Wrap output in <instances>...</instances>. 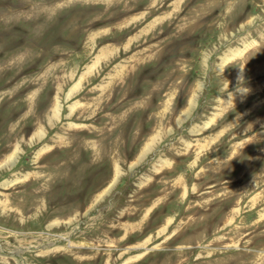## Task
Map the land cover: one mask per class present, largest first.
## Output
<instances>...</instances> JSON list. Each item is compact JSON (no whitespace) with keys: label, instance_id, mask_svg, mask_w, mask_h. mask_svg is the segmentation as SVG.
Masks as SVG:
<instances>
[{"label":"rangeland","instance_id":"374dc122","mask_svg":"<svg viewBox=\"0 0 264 264\" xmlns=\"http://www.w3.org/2000/svg\"><path fill=\"white\" fill-rule=\"evenodd\" d=\"M0 264H264V0H0Z\"/></svg>","mask_w":264,"mask_h":264},{"label":"bare ground","instance_id":"6f19581e","mask_svg":"<svg viewBox=\"0 0 264 264\" xmlns=\"http://www.w3.org/2000/svg\"><path fill=\"white\" fill-rule=\"evenodd\" d=\"M83 182L85 183V181H83ZM81 185H82V184H81ZM86 185H87V184H86ZM71 187H72V186H71ZM71 187H70V188H71ZM86 187H87V186H86ZM76 189H77V188H76ZM82 189H83V188H82ZM85 189H86V188H85ZM85 189H84V190H85ZM72 190H73V187H72ZM79 190H80V189H79ZM79 190H78V191H79ZM73 191H74V190H73ZM69 192H70V190H69ZM83 192H84V191H83ZM69 195H70V194H69ZM73 195H74V194H73ZM79 195H80V194H79ZM65 196H66V195H64V197H65ZM70 196H71V195H70ZM79 197H80V196H79ZM53 198H54V197H53ZM53 198H52V199H53ZM75 198H77V197H75ZM80 198H81V197H80ZM66 199H67V198H66ZM53 200H55V199H53ZM59 201H60V199H59ZM52 202H53V201H52ZM54 202H55V201H54ZM57 202H58V201H56V203H57ZM73 202H74V201H73ZM58 203H59V202H58ZM66 203L69 204V202H66ZM75 204H76V203H75ZM65 205H66V204H65Z\"/></svg>","mask_w":264,"mask_h":264}]
</instances>
